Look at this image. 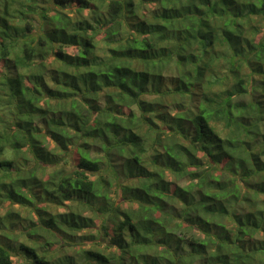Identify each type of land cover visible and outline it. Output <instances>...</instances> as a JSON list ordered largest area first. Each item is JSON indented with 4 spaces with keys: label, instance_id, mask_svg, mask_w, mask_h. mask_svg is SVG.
I'll list each match as a JSON object with an SVG mask.
<instances>
[{
    "label": "trees",
    "instance_id": "obj_1",
    "mask_svg": "<svg viewBox=\"0 0 264 264\" xmlns=\"http://www.w3.org/2000/svg\"><path fill=\"white\" fill-rule=\"evenodd\" d=\"M4 203L0 264H264V0H0Z\"/></svg>",
    "mask_w": 264,
    "mask_h": 264
},
{
    "label": "rangeland",
    "instance_id": "obj_2",
    "mask_svg": "<svg viewBox=\"0 0 264 264\" xmlns=\"http://www.w3.org/2000/svg\"><path fill=\"white\" fill-rule=\"evenodd\" d=\"M74 5L75 4L71 3V5L69 7V9H70L69 13H74V8H75ZM145 8H146L145 10L152 8V3H146ZM82 14L88 15L87 9H84L82 11ZM64 49L66 52H69V53H75L76 52V48H74L72 46H66ZM39 172L40 171H38V173ZM114 196H116V194ZM7 208H8V204L4 203L3 206L0 207L1 213H4ZM12 208H16L19 211L21 223H22V224L18 223L16 230L15 229L11 230L10 228H8V230H10V232L17 235L16 241H15L16 245L19 241H24V242H27L28 244H31V245H33V243H34V244H36V246H41V248H40L41 251H45V253H47V255H50L51 257L55 258L56 255L59 254V250H60L59 246H65V245L59 244L61 241H59V242L56 241V242H52V243L49 242L50 244H46L45 241H46L47 237H45V235H39V236H36L35 238H33L32 236L31 237L27 236V233H26V231H24L22 226H26V225L29 226L30 220H33V221L36 220L37 219L36 214L33 212H29L26 208L18 207L17 205H14V207H12ZM60 210H63L62 206H60ZM68 251H70V250H68ZM24 259L25 258L23 256H20V255L14 254L12 256L13 264H22L24 262ZM21 260H23V262Z\"/></svg>",
    "mask_w": 264,
    "mask_h": 264
}]
</instances>
